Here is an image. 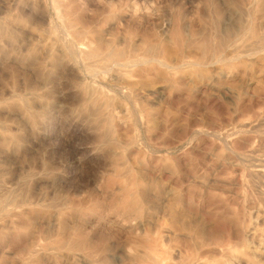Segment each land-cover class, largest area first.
Returning a JSON list of instances; mask_svg holds the SVG:
<instances>
[{"label":"rangeland","instance_id":"obj_1","mask_svg":"<svg viewBox=\"0 0 264 264\" xmlns=\"http://www.w3.org/2000/svg\"><path fill=\"white\" fill-rule=\"evenodd\" d=\"M60 1L0 0V264H264V0Z\"/></svg>","mask_w":264,"mask_h":264},{"label":"bare ground","instance_id":"obj_2","mask_svg":"<svg viewBox=\"0 0 264 264\" xmlns=\"http://www.w3.org/2000/svg\"><path fill=\"white\" fill-rule=\"evenodd\" d=\"M47 1V0H46ZM59 1V4L61 5V1ZM13 5L16 7V8H21V9H30L31 11H35V12H38L37 10L40 11L41 15H43L45 13V6L46 3L44 2V0H13ZM58 5V6H60ZM65 6V5H64ZM61 7V6H60ZM7 10V9H6ZM30 11V12H31ZM32 13V12H31ZM36 17V16H35ZM8 21V20H7ZM35 21V20H34ZM10 24V23H9ZM48 32V31H47ZM62 32L63 34L66 35V38L67 36H70V31L67 30L66 28H63L62 29ZM49 33V32H48ZM64 35V36H65ZM80 42V41H79ZM75 43V42H74ZM76 44V43H75ZM54 47V46H53ZM54 49V48H53ZM52 49V50H53ZM120 51V50H119ZM73 55H74V58L75 60L78 62V63H81V62H84L83 58L85 56H83V50L82 49H76V48H73ZM123 56V53L122 52H114L112 51V53H108L105 55V57H103V60L105 61V67L106 68H111L114 70L115 73H113L115 76L114 79H116L119 83V85H117V93H119L120 95L126 97V98H129V99H133V89H130V88H127L125 86H122L125 84L126 80H127V75H128V70H127V67H131V66H135V65H140V64H145L147 62H151L152 59L153 60H156L154 58H150V57H147L148 55L146 56H134V57H129V58H122ZM87 57V56H85ZM86 60V59H85ZM158 60V59H157ZM156 60V61H157ZM162 60V59H161ZM160 60V61H161ZM155 61V63H156ZM159 61L158 64H164V62L162 61V63ZM158 62V61H157ZM75 63V62H74ZM154 63V62H153ZM88 65V64H87ZM94 66V65H93ZM88 69V72H90V75H92L91 78H96L98 79L99 77V72H97L96 70L97 69H92L91 66H87L86 70ZM102 69V68H101ZM112 70V71H113ZM106 71V70H105ZM107 72V71H106ZM110 72V71H109ZM105 73V72H104ZM111 73V72H110ZM101 74V73H100ZM102 76V74H101ZM101 78V77H100ZM102 79V78H101ZM100 79V80H101ZM99 81V80H98ZM125 81V82H124ZM124 82V84L122 83ZM128 82V80H127ZM117 83V84H118ZM122 83V85L120 84ZM133 84L132 82H130V85ZM127 85V84H126ZM100 86V85H99ZM128 86H129V82H128ZM101 87V86H100ZM98 88V86H97ZM96 88V89H97ZM95 91H98V89ZM138 91V90H137ZM93 93V96L89 98V101L91 102L92 105L96 106L97 107V111L101 112L99 109H102V107H105V106H108L109 105V99L111 98V94H109V92L107 90H105L104 88H101L99 90V93L96 95H94V91L92 92ZM88 101V102H89ZM89 102V103H90ZM110 109V108H109ZM108 111V110H107ZM138 113V111H137ZM1 126V125H0ZM1 128V127H0ZM1 197V196H0ZM11 198V197H10ZM5 204V203H4ZM2 206V205H1ZM0 206V207H1ZM6 206V205H5ZM5 208V207H4ZM3 209V208H2ZM4 211V210H3ZM19 213L18 211H14V210H11V211H8L7 213H3L0 212V220H4V223H1L0 224V238H1V233L3 232V229L4 227H6L7 225L9 224H12L13 222V218L18 216ZM8 227V226H7ZM210 240H213L212 238ZM208 240V241H210ZM61 241V240H60ZM205 242V241H204ZM242 244L244 246V253H245V256H246V262L247 264H260L261 260H257L256 257V253H252L249 251L250 249V246L248 244V240L247 239H242ZM87 245V244H86ZM201 249L199 251L196 252L195 251H191L190 253H187L186 256L182 259V262L180 264H201L203 261L204 258L207 257V253L211 250L212 252L214 251H217V252H225L227 250V246L230 245L229 243H226L224 241H221L220 238L219 240L218 239H214L213 242L209 243V242H205V243H201ZM55 249V248H54ZM152 250V249H151ZM198 250V249H197ZM37 252V250H35ZM35 251H33V253H35ZM48 251V250H47ZM60 251V250H59ZM264 251V250H263ZM39 252V251H38ZM154 252V251H153ZM211 252V253H212ZM147 254V253H146ZM155 254V253H154ZM153 253H148V257L152 260V263L153 264H158V261L155 257ZM32 255V254H31ZM242 258H238L237 259V263L239 264L240 262H242ZM233 262V257H230L228 258L226 261H224V264H232ZM31 263V262H30ZM151 263V264H152ZM234 263V262H233ZM16 264H26L25 262L23 261H19L17 262Z\"/></svg>","mask_w":264,"mask_h":264}]
</instances>
